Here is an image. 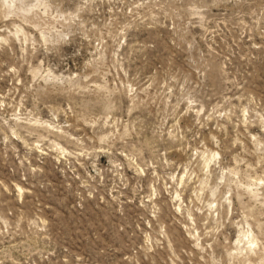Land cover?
Wrapping results in <instances>:
<instances>
[{"label":"rangeland","instance_id":"obj_1","mask_svg":"<svg viewBox=\"0 0 264 264\" xmlns=\"http://www.w3.org/2000/svg\"><path fill=\"white\" fill-rule=\"evenodd\" d=\"M0 264H264V0H0Z\"/></svg>","mask_w":264,"mask_h":264}]
</instances>
